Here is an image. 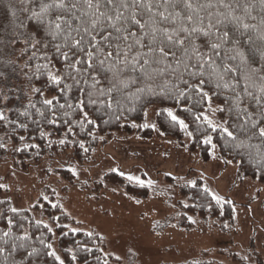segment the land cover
<instances>
[{
  "label": "trees",
  "instance_id": "obj_1",
  "mask_svg": "<svg viewBox=\"0 0 264 264\" xmlns=\"http://www.w3.org/2000/svg\"><path fill=\"white\" fill-rule=\"evenodd\" d=\"M228 2L233 5L236 3L252 5L251 16L256 19L249 17L247 22L250 24L259 25L261 18L264 17V9L261 8L259 0ZM38 3L39 0H31L27 5L22 4L21 0H4L5 6L11 4L17 10L23 7H37ZM209 11L215 12L216 9ZM237 14L243 15V10L240 9ZM201 15L205 16L204 23L207 24L205 13L202 12ZM16 20L19 22L23 20L25 28L32 33L27 25L34 22L28 21L25 13L18 11ZM218 27L222 31H230L233 39L240 40L241 47L250 59L255 61L256 67L264 66V61L260 60L255 50L260 47L255 32L248 31L240 36L232 25ZM41 36L42 42L38 45L41 59L37 61V65L27 66L29 91L23 104L19 102V93L15 87L9 88L6 95L3 93L0 75V116L3 117L0 119V155L8 153L20 169L25 170L31 163L41 161L45 155L67 149H71L73 156L78 160L88 158L100 142L114 137L117 131L137 130L143 137L152 136L154 134L152 126L136 124L144 119L147 108L156 104L158 109L155 113V123L163 134L173 137L179 144L204 159H209L215 152L223 160L224 166L229 161H235L240 176H249L264 183V166L252 162L249 158V152L255 155V149L236 147L241 141L251 144H260L261 141L259 137L248 140L251 130L246 129L251 128V121L245 128L240 127L244 123L243 113L237 109L235 94L231 89L217 88L215 80H210L207 74L203 77H193L184 71L181 64L176 71L169 69L162 75H154L152 79H146L141 73L129 69L123 77L126 80L128 77L132 78L127 82V87L116 84L111 93H108L107 89L112 87L115 81L111 80L110 73L101 72L97 77L101 81L98 88L105 89V94L101 96L98 90L92 88V75L95 73L90 75L83 71L86 64L79 65L80 73L69 69L53 47L59 41H51L42 30ZM249 36L255 43H244ZM197 42L201 45L204 43L203 40ZM228 47L231 45L225 46ZM225 48L220 50L222 55ZM64 51L68 49L65 48ZM176 51L177 56L181 57L180 51ZM202 51L208 52V49L202 47ZM214 58L218 63H223L221 58ZM169 62L176 68L171 58ZM231 63L238 64V61ZM49 72L60 76V81L53 82ZM201 79L208 81L202 86L203 92L195 87ZM232 79L231 74L226 77V80ZM243 87L244 82L241 80L237 90L240 91ZM204 92L207 96L203 95ZM45 100H51L52 103L45 104ZM90 100L95 103H91ZM240 108H247L253 119L258 121L264 119V110L258 108L255 101L249 97H244ZM169 110L178 118L177 120L168 115ZM179 121H183L186 127ZM213 125L228 127L236 138L228 137L220 127L213 130ZM185 137H189L187 142ZM162 173L164 187L179 185L181 194L187 200L184 206L189 214L203 219L210 217L216 227L222 230L230 227L234 219L233 200L212 194L203 185L200 177L190 183L181 182L178 174L166 171ZM62 174L68 179L73 175L68 167L63 169ZM103 176L112 184L124 186L136 199L164 189L157 183L131 181L124 173L116 170H107ZM12 209L16 211L13 212ZM33 209L47 216L50 223L37 219ZM181 217L182 219L176 223L186 227L192 224L186 214H182ZM164 218L162 221H155V229L170 225L174 215H165ZM67 223H77V220L63 210L58 201L42 199L41 203L35 202L28 207L17 208L9 197H0V247L6 249L0 254V264H60L55 257L48 254L49 252H55L63 264H110V260H116L114 264H120L117 256L105 252V237L101 233L95 229H74ZM5 232H9L10 235L4 237ZM25 234L27 239L22 241L17 239ZM13 243L23 244V247H17L13 251ZM48 245H51V248ZM30 252L33 253L31 256L28 255ZM211 261L187 260L169 264H210Z\"/></svg>",
  "mask_w": 264,
  "mask_h": 264
},
{
  "label": "rangeland",
  "instance_id": "obj_2",
  "mask_svg": "<svg viewBox=\"0 0 264 264\" xmlns=\"http://www.w3.org/2000/svg\"><path fill=\"white\" fill-rule=\"evenodd\" d=\"M7 5L1 0V89L6 95L9 88L15 87L23 104L29 91L27 68L37 65L41 51L38 46L32 47L29 31L17 27L13 7ZM157 109L156 104L150 105L144 119L136 124L152 126V136L143 137L137 130L117 131L114 137L100 142L88 158L78 160L67 149L45 155L22 170L8 153L0 155V197H9L17 208L41 203L42 199L58 201L77 220L67 225L97 230L105 237V252L117 256L120 264L187 260L264 264V183L240 176L235 161L224 166L215 152L204 159L163 134L155 123ZM67 167L73 174L70 179L62 174ZM107 170L120 171L132 177L131 181L157 183L164 189L136 199L124 186L105 180ZM162 171L180 175L181 182L192 183L200 177L212 194L233 200L230 227L222 230L210 217L189 214L179 185L164 187ZM33 214L50 223L39 210L33 209ZM170 214L174 215L170 225L154 228L155 221ZM182 214L192 221L189 227L176 223ZM109 262L114 264L116 260Z\"/></svg>",
  "mask_w": 264,
  "mask_h": 264
},
{
  "label": "snow or ice",
  "instance_id": "obj_3",
  "mask_svg": "<svg viewBox=\"0 0 264 264\" xmlns=\"http://www.w3.org/2000/svg\"><path fill=\"white\" fill-rule=\"evenodd\" d=\"M21 3L27 5L31 0H21ZM259 4L264 9V0H259ZM213 8L216 9L215 12L209 11ZM240 9L243 10V15L237 14ZM251 9L252 5L248 3L233 5L228 0H39L37 7H23L19 10L13 8L11 11L14 20L18 18V11H22L28 21L34 22L27 25L32 30L29 40L33 48L41 44L42 30L51 41H59L53 47L69 69L80 73L79 65L86 64L83 71L90 75L95 73L92 75V88L98 90L101 96L105 94V89L98 88L101 81L97 77L101 72L110 73L111 80L115 81L107 89L108 93L116 88V84L127 87V82L132 78L128 77L126 80L123 77L129 69L141 73L146 79L162 75L169 69L176 71L181 64L184 71L193 77L207 74L210 80H215L217 88L233 91L236 107L243 113L244 123L240 127L245 128L251 121V128L246 129L251 130L248 140L259 137L261 141L260 144L241 141L236 147L255 149V155L249 152L250 160L264 166V119H253L247 108H240L246 96L264 110V66L256 67L255 61L241 47L240 40L233 39L230 31H222L218 27L232 25L240 36L248 31L255 32L260 42V47L255 50L260 60L264 61V17L259 25L248 23L249 17L256 19L251 16ZM202 12L207 16V24L204 23L205 16L201 15ZM17 27L24 28L26 25L21 20ZM198 40H203V45ZM244 43L253 44L255 41L249 36ZM226 45L231 47L225 48ZM202 47L207 48L208 52L202 51ZM65 48L68 51H64ZM222 48H225L223 55L220 51ZM176 50L180 51L183 59L177 56ZM214 57L221 58L223 63H218ZM169 58L176 68H173ZM232 61H238V64H233ZM230 74L233 79L226 80ZM49 77L57 83L61 79L51 72ZM241 80L244 87L238 91ZM207 82L201 79L195 87L203 92L202 86ZM91 95L90 92L89 96ZM203 95L207 96V93L204 92ZM44 103L50 105L52 101L45 100ZM168 115L173 120L178 119L170 110ZM179 123L186 127L183 121ZM216 127H220L228 137L236 138L228 127L213 125V130ZM12 211L15 212L16 209ZM11 223L10 220L9 224ZM3 235L8 237L10 233L5 232ZM17 239L25 240L27 235ZM4 242L7 243V240ZM12 247L15 251L17 247H23V244L13 243ZM48 247L51 248V245ZM5 251V248L0 247V254ZM32 254L28 253L29 256ZM48 254L63 264L55 252Z\"/></svg>",
  "mask_w": 264,
  "mask_h": 264
}]
</instances>
